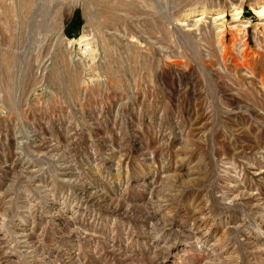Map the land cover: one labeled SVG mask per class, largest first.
I'll return each mask as SVG.
<instances>
[{
  "label": "rangeland",
  "instance_id": "374dc122",
  "mask_svg": "<svg viewBox=\"0 0 264 264\" xmlns=\"http://www.w3.org/2000/svg\"><path fill=\"white\" fill-rule=\"evenodd\" d=\"M261 6L0 0V264H264Z\"/></svg>",
  "mask_w": 264,
  "mask_h": 264
},
{
  "label": "bare ground",
  "instance_id": "6f19581e",
  "mask_svg": "<svg viewBox=\"0 0 264 264\" xmlns=\"http://www.w3.org/2000/svg\"><path fill=\"white\" fill-rule=\"evenodd\" d=\"M233 6H234V5H233ZM234 10H235V9H234ZM236 10H237V9H236ZM263 11H264V6H261V9H260V10H258V11H257V13H259V14H262V13H263ZM238 13H239V11L237 10V11H235V12H234V15H236V14H238ZM234 19L236 20V19H237V17H235ZM82 37H83V36H80V37H79V39L81 40V39H82Z\"/></svg>",
  "mask_w": 264,
  "mask_h": 264
}]
</instances>
